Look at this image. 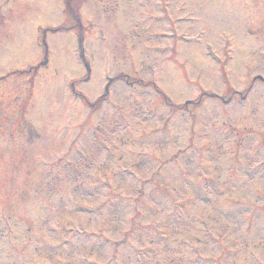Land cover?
<instances>
[{
    "label": "rangeland",
    "instance_id": "rangeland-1",
    "mask_svg": "<svg viewBox=\"0 0 264 264\" xmlns=\"http://www.w3.org/2000/svg\"><path fill=\"white\" fill-rule=\"evenodd\" d=\"M63 3L0 0V264H264V0H73L44 68Z\"/></svg>",
    "mask_w": 264,
    "mask_h": 264
}]
</instances>
